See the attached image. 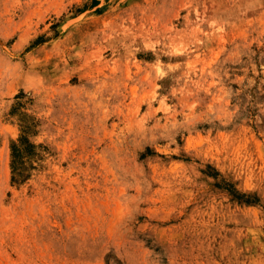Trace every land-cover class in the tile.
<instances>
[{"label":"rangeland","instance_id":"rangeland-1","mask_svg":"<svg viewBox=\"0 0 264 264\" xmlns=\"http://www.w3.org/2000/svg\"><path fill=\"white\" fill-rule=\"evenodd\" d=\"M0 264H264V0H0Z\"/></svg>","mask_w":264,"mask_h":264},{"label":"trees","instance_id":"trees-1","mask_svg":"<svg viewBox=\"0 0 264 264\" xmlns=\"http://www.w3.org/2000/svg\"><path fill=\"white\" fill-rule=\"evenodd\" d=\"M33 144L28 141L26 137L21 138V143H14L13 149H14V165L16 170L19 168H22L23 165V156L25 154V149L29 146H32Z\"/></svg>","mask_w":264,"mask_h":264}]
</instances>
